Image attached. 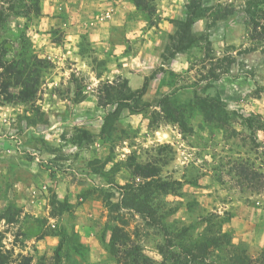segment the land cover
<instances>
[{"label": "rangeland", "instance_id": "obj_1", "mask_svg": "<svg viewBox=\"0 0 264 264\" xmlns=\"http://www.w3.org/2000/svg\"><path fill=\"white\" fill-rule=\"evenodd\" d=\"M2 1L21 13L0 25L5 262L130 264L137 246L146 264L190 250L195 264H264V184L240 176L264 183V0H199L197 44L173 56L189 0ZM23 66L39 83L17 102L9 68ZM139 90V111L117 104ZM195 95L217 96L225 124L205 121Z\"/></svg>", "mask_w": 264, "mask_h": 264}, {"label": "trees", "instance_id": "obj_2", "mask_svg": "<svg viewBox=\"0 0 264 264\" xmlns=\"http://www.w3.org/2000/svg\"><path fill=\"white\" fill-rule=\"evenodd\" d=\"M33 1V0H31ZM37 1V0H34ZM1 7H0V25L5 21V18L7 17V13L11 12L14 15H20L19 11L14 10V6L4 7V4L8 2L2 1ZM135 6H140L145 4L143 0H133ZM187 6V18L185 21H179L177 23V32L174 36L171 37V49H172V55L179 52H185L189 48L195 46L197 44V37H195L191 31L190 28L194 24V22L201 18L202 15L199 11H201V7L199 5V0H189ZM8 6V5H7ZM33 5L31 7L24 6L23 11L25 13H29L31 10H33ZM262 16L258 22L254 23V31L258 38L264 39V10L261 12ZM258 30V31H257ZM44 61L42 59H34L33 64L34 66L43 67ZM228 64L224 65V67H219L221 69V72L216 74L211 73L210 80H217L222 74H226L229 70ZM28 67L23 66L22 68H19L14 72V68H9V73H13V79L15 81V84L18 85L19 91L18 95L16 96L17 102H26L28 100H31L35 93L38 86V75L33 76L31 71H27ZM219 69V70H220ZM9 85V81L7 80V83H5V86ZM109 87V85H108ZM108 90L106 89V93ZM132 96H134V101L132 103H127V100L123 97H119L117 99V104L119 106H126L130 111L137 112L139 111V108L137 107L136 101L140 99V97L143 95V91H135L131 93ZM193 104L199 108V110L202 113V116L205 121L207 122H215L220 124H225V121L227 120L224 108L222 106V103L220 102L219 98L217 96L215 97H201V96H194ZM242 169V167H241ZM133 172L137 177L143 178V179H149L153 178L156 175V170L153 168H150L149 166H139L135 165L133 167ZM241 180L247 181L248 186H252V188H261L264 183H258L256 180L259 175L253 172H247L246 169L243 170V173L240 174ZM149 184L147 185V187ZM260 186V187H259ZM140 187V186H139ZM132 198H135V194L132 195ZM138 200H136L137 202ZM112 207H117V204L111 205ZM143 205L139 206L142 207ZM138 207V206H137ZM117 230V229H116ZM116 230L113 228L112 233L116 232ZM113 238L111 239V241ZM112 244V242H111ZM138 249V252H137ZM201 251V249H199ZM205 248H203V251ZM125 254V260H128V258L132 257L130 264H146V261L148 260L146 257H144L141 252L139 251V247H135V249L130 250ZM187 260L180 261L178 259H175L174 263H167V259L165 258L162 264H195V261H198L199 258L198 254L193 253L191 250L188 251ZM6 257L4 254L0 253V264H7Z\"/></svg>", "mask_w": 264, "mask_h": 264}, {"label": "crops", "instance_id": "obj_3", "mask_svg": "<svg viewBox=\"0 0 264 264\" xmlns=\"http://www.w3.org/2000/svg\"><path fill=\"white\" fill-rule=\"evenodd\" d=\"M112 9H113V11L115 12V15H117L118 13H120V12H123L122 10L124 9V8H126V6L125 5H123L122 3H112ZM117 19V18H116ZM116 25V24H119V23H115V20H114V22H111L110 23V25Z\"/></svg>", "mask_w": 264, "mask_h": 264}]
</instances>
